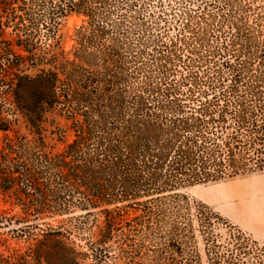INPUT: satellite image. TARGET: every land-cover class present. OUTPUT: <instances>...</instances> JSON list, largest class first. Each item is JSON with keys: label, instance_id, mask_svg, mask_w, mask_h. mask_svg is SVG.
<instances>
[{"label": "trees", "instance_id": "1", "mask_svg": "<svg viewBox=\"0 0 264 264\" xmlns=\"http://www.w3.org/2000/svg\"><path fill=\"white\" fill-rule=\"evenodd\" d=\"M146 1L0 0V264H264L179 192L264 170V0Z\"/></svg>", "mask_w": 264, "mask_h": 264}, {"label": "rangeland", "instance_id": "2", "mask_svg": "<svg viewBox=\"0 0 264 264\" xmlns=\"http://www.w3.org/2000/svg\"><path fill=\"white\" fill-rule=\"evenodd\" d=\"M157 0L153 1H146L142 7H140L141 2L138 4L137 9L140 8L139 12L142 13L146 19L151 22L154 21V18L149 17V13L157 14L156 12L159 10V7H155ZM165 12L167 13L165 17L168 18L169 21L172 19L173 12L178 11V7L176 6L171 10L170 6L168 4L170 3L169 0H163ZM258 4L261 1H257ZM171 3H174L173 1ZM115 16V14H114ZM85 17L82 15L71 13L66 18L61 19L58 35L60 36V45L65 51L71 50L75 46L76 36L75 32L76 29L83 24V20ZM165 26L164 21L160 23L161 30L165 29L163 28ZM152 27L151 30L154 31V33H158V28ZM49 119H55L56 122H58L61 126H64L66 123L63 121L62 118H60L56 114H50ZM1 135V132H0ZM70 139V136L67 134L65 136V139L63 140H55L48 138V141L51 145L55 146V148H62ZM256 190H264V170L263 171H257L252 172L248 174L238 175L233 178H225L220 181L215 182H207V183H198L193 185L184 186L179 189V192L185 196H187L191 201H200L204 204H207L210 206L212 210L215 212H218L222 218H224V221H220L216 225V232L221 235L222 238H225L229 233V225L236 226L240 231L243 233L244 236L250 237L252 240L256 241L257 247L261 248L264 245L254 239L252 235L244 230L238 227L234 222L230 221V219L226 216H224L221 211L225 208H229L236 204L241 203L244 201V199L247 200V195H252L254 191ZM250 193V194H249ZM241 195V196H240ZM0 207H4L2 202H0ZM80 211H77L75 214H79ZM68 216L62 215L57 216V220H64ZM52 221L51 223L56 226L58 224V221ZM3 230H0L2 232ZM75 243L79 244L80 246L83 245V241L79 240V238H75ZM18 244L19 246H22L24 242L22 241H16L14 239L9 240V244L15 245ZM196 251L198 255L200 256V260L202 264H207L206 255H205V249H204V243L202 241L201 236L197 235V247Z\"/></svg>", "mask_w": 264, "mask_h": 264}, {"label": "crops", "instance_id": "3", "mask_svg": "<svg viewBox=\"0 0 264 264\" xmlns=\"http://www.w3.org/2000/svg\"><path fill=\"white\" fill-rule=\"evenodd\" d=\"M246 198L221 213L264 245V190H256Z\"/></svg>", "mask_w": 264, "mask_h": 264}]
</instances>
